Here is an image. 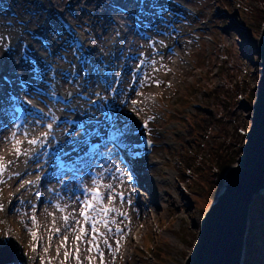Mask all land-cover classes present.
<instances>
[{
	"label": "rangeland",
	"instance_id": "1",
	"mask_svg": "<svg viewBox=\"0 0 264 264\" xmlns=\"http://www.w3.org/2000/svg\"><path fill=\"white\" fill-rule=\"evenodd\" d=\"M6 1L8 9L0 4V78H3L0 79V94H9L16 90L19 92L18 96L24 97L30 90L28 87H20L19 83L20 78L30 75L31 68L21 57L20 44L24 41L34 44L36 52L47 57L53 66L60 69V73H64L67 60L77 59L68 33L62 32L56 21L55 13L63 12L73 23L76 32L83 36L92 59L91 65L96 67L107 63L115 68L113 75H120L122 78L120 91L113 93L110 92L111 85L106 87V100L98 105L108 112V106L113 100L117 104L125 101L127 103L122 106L125 111L131 107L132 100L140 101L141 95H151V104H139L137 120L134 123L136 125L140 120H149L148 131L156 142L152 154L131 164L130 172L125 169L127 165H123L121 170L116 167L121 162L111 152L115 165H109V172L115 175L118 173L125 181L130 174L131 179L142 181L139 188L146 194V209L153 216V221H148L145 227L143 225L138 229L139 234H136V241L129 247L128 256L118 258L115 264H184L199 231V218L211 204L216 187L219 194L226 183L224 175L222 181L220 180L219 172L212 175V149L225 140L229 133L234 134V139L238 138L237 130L245 135L251 124L248 116L252 114L256 97L248 102V93L249 88H257L261 75L260 55L257 50L260 33L253 30L250 33L248 26L244 25L245 20L252 23L245 17V10L250 11L253 7L260 9L263 5L257 0H178L190 6L198 15L189 18L192 22L187 19L176 22L174 25L182 30L178 35L175 29L170 34H164L150 26L138 29L136 14L139 6L136 0ZM151 2L153 0L149 1ZM70 4L73 5L69 6ZM215 10L220 16L216 15ZM150 11L153 9L148 4V12ZM224 30L228 33L225 34ZM36 31H43L48 37L47 41L36 38ZM8 36L18 40L10 51L5 44ZM154 37L164 40L172 48L161 54L153 69L149 70V79L140 86L141 73L136 65L141 62L140 57L143 54L153 53L151 43ZM175 40L177 43H174ZM251 54H254L253 57ZM108 56H111L110 61ZM62 76L60 74L58 82L64 94L68 96L69 93L72 95L76 92L86 96V92L81 94L79 88L71 86L79 78L72 80ZM98 90L95 88L93 98L99 97ZM82 96L76 99L68 96L69 110L65 112V116L80 115L89 126L97 124L96 120L90 119L89 113H95L99 117L100 109L93 107L92 101ZM242 103H247L250 110L247 105L243 108L245 106ZM194 109L199 110L196 112L197 120L198 117L199 120L201 117L206 120L223 117L224 127L219 123H211L208 136L189 134L180 121L185 112L193 114ZM87 111L88 115L85 113ZM167 114L173 117L169 116L168 120ZM204 119L198 122H204ZM129 123H133V120ZM100 126L101 123L94 127ZM60 130L66 133L65 139H69L68 133L73 131L72 128L64 126ZM1 131L4 143L1 144L3 149H0V156L6 147H10L9 123L3 117H0V133ZM102 156H105V161L111 158L105 153ZM188 162L195 163L199 169L195 170L196 165L187 169ZM39 165L34 162L11 168V176L3 182L0 189V205L4 206L0 210V240L10 241L12 237L16 241V245L12 244L11 250L0 256V259L3 264H16L15 260L23 255L26 264H33L34 261L35 264H42V261L43 264H52L50 259L54 256L58 264H81L77 257L74 261L70 259L72 251L76 252V256L77 248L80 249V242L75 239L80 228L77 218L71 223L73 241L67 239L65 243L63 235H55L50 241L47 234L42 235L40 231L36 239L30 234L34 231L30 220L32 212H25L19 207L20 200L27 201L33 208L37 203V196L52 190L53 196L47 197L49 206L46 210L56 220L72 218L66 200L72 198L74 187L67 185L58 188L54 180L40 182L41 175L36 172ZM181 172H185L184 177ZM15 173L20 175H14ZM206 178L212 182H202ZM219 180L221 182L217 184L216 181ZM25 181L32 182L29 193L37 192V195L31 196L21 189L22 193L16 196L18 205L9 209L8 204L15 188L24 185ZM41 186L46 187V190L41 189ZM106 186L108 203L111 200L109 195L115 199L118 194H123L121 185L114 186L107 180ZM39 190L42 194L38 193ZM131 190L133 192V187ZM255 198L258 199L248 210L245 242L253 240L254 235L260 236L263 231L260 223L264 216V193L256 194ZM156 207L160 210H156ZM134 210L139 213L142 209L136 204ZM119 211L123 212V208L120 207ZM52 225L56 227L55 223ZM108 231L113 233L115 229ZM26 235L32 237L31 243H28ZM255 242L259 243V240ZM34 244L35 251L32 248ZM149 246L153 248L150 249ZM66 251L69 253L67 259L64 255ZM157 253L161 255L159 259L156 258ZM6 260H10V263H5ZM253 262L254 253L250 256L248 254L247 264Z\"/></svg>",
	"mask_w": 264,
	"mask_h": 264
},
{
	"label": "bare ground",
	"instance_id": "2",
	"mask_svg": "<svg viewBox=\"0 0 264 264\" xmlns=\"http://www.w3.org/2000/svg\"><path fill=\"white\" fill-rule=\"evenodd\" d=\"M155 4L163 6L164 8V16L162 18L158 19V13L160 12V8L157 7L156 10V14H150V18L146 19V20H142L140 18L139 23L138 24L139 27L141 28H146L149 26H163L165 25L166 22H168L169 24H172V22L174 21V17L176 14L180 13V10L175 9V7L168 2L167 0H155L154 1ZM143 9H146L145 3L143 4ZM184 11V10H183ZM153 15V16H152ZM163 22H160V21ZM176 21V19H175ZM168 27V24H166L165 26H163V29ZM10 41L9 43H14L15 38L14 37H10L9 38ZM156 43V47L155 48H160L163 52L166 50V47L159 41V40H155ZM154 48V49H155ZM21 49L22 52L24 54L25 59L27 60V62L32 66V68H40L42 71H44L46 73V79H47V83H43L42 81L39 80L38 77L33 76V73L31 71V74L29 75V77L26 78H20L19 82L21 84L22 87H25V83L27 84H32L35 85L36 87H33L34 90L35 89H40L39 92L35 93L34 90H30L31 94H30V98L31 101H35V107L33 110H35L36 108H44L46 110H48V106H47V97H44V94L42 92V89L48 85H56L57 84V77L59 72L56 71V69L50 65L48 62H46V60L40 58L38 56V54L35 52L34 48L29 44L28 41L24 42L21 44ZM143 58L142 60L144 61V63L141 66V75H142V79L149 74V69L151 68L152 64H153V56H148L146 54L142 55ZM108 56V61L109 60ZM111 59V58H110ZM91 57L89 58V61L87 62L86 66H82V65H78V62L76 60H72L74 66L72 67L71 70H66V72H68V74L70 76H77L79 77V79L77 81H73L71 83V86L73 88H79V90H81V94H83L84 92H86V96H82L79 93H72V99H76L77 97L81 98V96L84 99H88L89 101H92V105H94V102L96 101V98H93V95L95 93V88H98V94H99V99L101 100V102L105 101V88L107 86L108 83H115L116 80H119L120 77L114 75L112 79V77L110 76V74H112V72L115 71V68L112 67L109 68L108 64H106L105 66L102 67L101 66H96L94 67V65H91ZM103 64V63H102ZM89 65H91V67H89ZM94 67V69L92 68ZM98 67H101L100 70H96L98 69ZM62 74V73H61ZM105 77V78H104ZM115 85V84H114ZM115 90H117V86H114ZM19 89L20 88H16ZM30 89V88H29ZM30 92H26L27 94H29ZM13 95L18 96V93L15 91L12 93ZM64 95V94H63ZM90 96V98H88ZM82 101V100H81ZM138 104L136 105V109L139 108V104L141 105H146V104H151L152 101V97L150 94H144L140 96V101H137ZM258 102V101H257ZM256 102V104H257ZM20 103L19 101L16 102ZM115 104V106L113 107L114 109H121L122 110V106L124 104H117L116 101L113 100L112 105ZM15 105V104H14ZM12 104H5L4 108L0 109V117L2 116L4 120L9 121L10 117L8 114V107L10 106H14ZM58 107H54L51 110H49L48 112L45 113V115H41V114H36V112H32V116L34 117H38L39 119H49L48 117L51 116L54 113H58V115H60L58 118H62V114L64 111H67L68 108L67 106H64L62 108H60V104L57 105ZM133 105L131 104V107L127 108L125 111L122 110L123 114L127 117H129V121L130 120H137L136 114L135 116H133V114L129 111V109H132ZM93 110L96 111V109L94 108ZM99 111H97L98 113ZM88 115V111L85 112ZM34 117L31 119V124H33V127L31 128V134L34 136V138H36L37 136L40 135L38 140H41L43 137V131L44 130H40L41 127V122H37ZM79 118L78 116H69L67 118H64L63 120H65L67 122V125L70 126L68 124V119L69 118ZM84 121V120H83ZM49 124V122H45V126L47 127ZM73 128L75 129L76 125H72ZM102 126H105L104 123H102ZM105 128L103 129H96V132L93 133L92 136H90L89 138H93V137H97V133L99 134V136L103 137V141L105 142L106 136L104 135L103 132ZM30 139H26L23 144L22 147L20 148L21 150L30 153L29 155H20L19 157L16 155V149L17 148H9L6 147L3 150V154L1 156L0 159V163L6 164L8 165L6 171H4L3 175L5 176L8 173V170L10 168H18L30 163H33L34 161L36 162H40L44 159V153L47 150V147H45V145L50 146V149H54V146L56 143L58 142H62V139L57 138L56 136H52L50 133H47V139L43 140L41 143H37L35 145L29 144L28 141ZM4 143L3 140V136H2V131L0 133V149L2 150L3 147L1 146V144ZM26 147H31V151L28 152L25 150ZM65 151H67V148H65ZM38 154V155H36ZM76 153H72L71 156H68L70 158V163L81 166L84 162H86V157L84 155H80V159H75L76 157ZM126 155L123 156V158ZM127 157V156H126ZM109 158V157H108ZM128 158V157H127ZM113 158L111 157L108 161H103L104 163V168H105V176L107 177V180H109L114 186H119L121 185L120 190H123L125 192V196L123 197V199L119 198L118 196L115 199H111L109 204V207L107 208L108 211L107 213H110V217L107 220V224L105 225L103 231H102V235L101 236H97L96 233H93V227H92V221H89L87 223L88 226V232L87 235L89 236L90 241L97 243L100 242V246H99V252L97 251V248H95L94 246H91L92 250L89 251V243L86 241V238L84 236H82V241H80V249H79V260L81 261V264H115V261L120 258V257H126L128 256V252L130 251V246L131 244L136 241V234H139V228L141 226L146 225V223L148 221H153V216L150 214V212L147 211L146 206L148 203V200L146 199V194L139 188L140 186H142V181L138 182V181H134L133 182H129V181H125L122 179V177L117 176L115 174H113L112 172H109L110 170V166L115 165L114 161L112 160ZM97 160L102 161L100 158H98ZM100 161H97V163H91L89 164V168L90 170L93 169L92 172L89 170H86L83 172V176L85 179L88 178V176L92 173H100V166L99 163ZM112 161V163H111ZM11 162V163H9ZM58 164L57 160L54 159H49V161L47 163H45L43 166L39 167L38 169H36V172L41 174L42 176V181L41 182H47V181H52L55 180L59 177L60 173H57V171L55 170L56 166ZM86 165H88L86 163ZM110 165V166H109ZM109 166V167H108ZM119 167H121L120 165H118ZM130 167V165H129ZM127 168V171L130 170V168ZM47 168H51V170L47 171V172H43L44 169ZM96 168V169H95ZM131 172V170H130ZM87 176V177H86ZM132 176V174H131ZM39 181V180H38ZM32 186V184H30L29 186H27L26 188H21L20 186H17L15 188V192L14 194L11 196V203L8 204L9 209L14 208L15 206L18 205L19 201H16V196H19L22 193V190H24V192L30 194L31 196H35L37 195V192H31L29 193L30 187ZM131 187H133V192L131 190ZM22 189V190H21ZM41 189L46 190V187H42ZM228 191V185L227 183L224 184V186L221 188L220 192H219V196L223 197ZM260 193H264V185L259 189ZM39 194H42V192L39 190L38 192ZM150 193L152 194V192L150 191ZM77 194H80L79 192H75L72 195V198L67 199L66 203L68 204V207L70 209V214L72 216L71 219L69 220H65V219H61V220H56L55 217L52 215L51 212L46 210V207L49 206L48 205V196H53V192L52 190L50 191H45L39 198V200H37V202L39 201L38 205H37V209L35 210V213L31 216V217H39V223L35 224L34 227H38V230L42 233V235L47 234V237L49 238L50 241H52L53 236L55 235H63V237H67L68 240H72L73 241V236H74V231H72V227H71V223L76 219L79 218L81 216V213L79 212V202H78V197ZM129 201H131V203H129ZM41 204H43L44 206H42ZM138 204L141 207V211L139 213H137L134 210V206ZM214 206V202H212L210 204V206L204 211V213L202 214V216L199 218V230L201 229V227L203 226V223L205 222L208 214L210 213V211L212 210ZM21 208L24 209V211H30L31 210V205L29 203H27V201L24 200H20V206ZM122 207L123 208V212L119 211V208ZM156 210H160L158 207L155 208ZM55 223L56 227H54L52 224ZM26 226V225H25ZM102 225L98 223V221L95 222V228H100L101 229ZM247 227V217H246V221H245V230ZM121 229L120 233H117L116 231L113 233H109L107 232L108 229ZM95 235V240H93V236ZM26 239L28 241V243L32 242L31 236H27L26 235ZM76 239V237H75ZM74 243V242H73ZM72 243V244H73ZM244 243V240H243ZM110 246V249H109ZM114 248V250H113ZM118 249V253L115 254V251ZM193 249V248H192ZM192 249L190 250L189 254L192 252ZM95 253V254H93ZM100 253H102V257L100 255ZM76 254V252L73 250L71 253V260L74 261V258L77 257L74 256ZM89 254V256H88ZM90 255H93V257H91ZM96 256V257H94ZM189 257V256H188ZM188 257L185 260L184 264H187L188 261ZM243 257H244V244H242V248L240 251V255H239V259H238V263L237 264H243ZM51 262L53 264H58V262L55 260L54 256H51ZM36 262L34 261L33 264H35ZM17 264H26V262H17Z\"/></svg>",
	"mask_w": 264,
	"mask_h": 264
},
{
	"label": "water",
	"instance_id": "3",
	"mask_svg": "<svg viewBox=\"0 0 264 264\" xmlns=\"http://www.w3.org/2000/svg\"><path fill=\"white\" fill-rule=\"evenodd\" d=\"M264 27L258 40L263 66L257 104L236 163L227 176L228 191L218 196L201 227L187 264H237L248 208L264 185Z\"/></svg>",
	"mask_w": 264,
	"mask_h": 264
},
{
	"label": "snow or ice",
	"instance_id": "4",
	"mask_svg": "<svg viewBox=\"0 0 264 264\" xmlns=\"http://www.w3.org/2000/svg\"><path fill=\"white\" fill-rule=\"evenodd\" d=\"M137 6H142L145 3V0H136ZM159 7L160 12L158 13V19L162 18L164 16V8L163 6L155 4L154 0L153 2L149 3V8L155 10V8ZM160 22H163L162 20ZM264 39V38H262ZM144 63L143 60L139 64L136 65L137 68H140L142 64ZM30 70L33 73L34 78L38 77L40 81L43 83H47L46 79V73L42 71L40 68H30ZM3 79V78H0ZM145 81L149 79V76H145L143 78ZM6 82V81H5ZM155 83H159V81H155ZM53 96H55V93H52ZM68 96H71V93L68 94ZM63 99V98H62ZM19 101L22 104H31V101L27 98V94H25L24 97H18L16 95H13L11 93L9 94H0V109L4 108L5 104H16V102ZM70 101L65 100V103H68ZM127 102L121 101V104H126ZM131 104L133 105L132 109H129V111L135 116L136 114V105L138 102L136 100H132ZM100 109L101 116L97 117L95 113H89L91 120H96L97 124L104 123L106 127V132L104 135L107 137V142L114 143L115 147L111 151H119L124 153L129 160L133 157H137L140 155V152L138 151L140 145L137 139V134L139 132V128L135 125L134 121L133 123H129V117L125 116L121 109L117 108L113 111L106 112L104 108L98 104H96ZM35 111H40L38 109H35ZM41 115H45L44 113H41ZM54 118V117H53ZM70 124L76 123L75 121H68ZM147 120H144L140 127L147 128ZM49 129H51L52 125L47 126ZM96 132V129L94 127L88 126L87 123L79 124L73 131H70L68 133L69 139H66L62 142H58L55 144L54 149L52 152H46V156H52L55 158V154L57 151L61 153L62 156H71L72 153H76L75 159H80V154L83 153L85 156L87 155V147L89 144L92 145V147H97L98 145L94 140H90L89 137L93 135V133ZM99 134L97 133V137ZM12 138H15V133L12 134ZM47 139V133L43 134V137L41 140L32 139L29 140L28 143L35 145L37 143H41L43 140ZM104 143V142H102ZM150 143V142H148ZM47 147V145H45ZM65 148H67V151H65ZM30 153H27L20 148L16 149V155L19 157L20 155H29ZM38 155V154H36ZM11 163V162H9ZM67 166V164H65ZM8 165L0 163V182H3V173L6 170ZM14 175H20V173H15ZM131 174L129 175V179H131ZM39 179V177L37 178ZM31 181H25L24 185H21V187H24L27 184H31ZM81 195L84 196V199L80 201L82 208H81V215L83 216V219L86 222H89L92 220V218L89 217L86 210H90L93 208V205L89 202V197L93 199H100L101 194L98 191L89 192L88 190L84 189L81 191ZM121 198L123 199V194H119ZM112 195H109V199H112ZM11 203V201H10ZM131 203V201H129ZM3 205H0V210H3ZM104 211H108V209H105ZM67 219V218H65ZM33 223H35L33 219ZM93 227V233L96 232L95 228V222H92ZM84 228H80L81 235H78L76 237V240L78 242L82 241V236L84 233ZM120 229H117V232H119ZM30 234L33 236L34 239L37 238V234L35 232H30ZM93 240H95V235L93 236ZM67 241V237H65V243ZM92 241H89L90 247L89 251L92 250L91 245ZM10 246V241L8 240H0V256H2L3 252ZM33 251L36 250V245L34 244L32 246ZM110 249V246H109ZM47 251V250H45ZM97 251L99 252V247L97 245ZM79 249L77 248V259H79ZM65 259L69 257V253L65 252ZM102 257V253H100ZM0 264H3L2 259H0ZM43 264V261H42ZM103 264V261H102Z\"/></svg>",
	"mask_w": 264,
	"mask_h": 264
},
{
	"label": "trees",
	"instance_id": "5",
	"mask_svg": "<svg viewBox=\"0 0 264 264\" xmlns=\"http://www.w3.org/2000/svg\"><path fill=\"white\" fill-rule=\"evenodd\" d=\"M260 2L261 5H263V8L261 7L260 9L253 7L250 11L249 10H245L246 15L248 17V20L251 21L252 23H249L247 20H245L244 25H247V29L248 31L251 33V31H255L260 33L261 27L264 23V0H257ZM254 54H251V56L253 57ZM251 57V58H252ZM250 87V86H249ZM253 89V90H252ZM256 96V88H249V93H248V102H252V100L254 99V97ZM242 106H246L247 103H242ZM248 106V105H247ZM246 106V107H247ZM245 108V107H243ZM247 109H249V106L247 107ZM250 110V109H249ZM233 113H235V109H233ZM237 116V115H236ZM250 117V116H248ZM186 118H188V121H182L181 124L182 126L187 130V132L189 134H201L202 136H208V133L210 132L211 128H210V124L211 123H219L221 125V127H224L222 124L223 117H217L214 119H208L206 121H204V123L202 125H200L197 121V114L195 113L194 115H192L191 113H186ZM189 122V123H188ZM226 128H224L225 130ZM238 138H233L234 134L229 133L227 136H225V140L221 141L220 143H218V145L216 147H214V149H212V155H213V159L214 162L211 164L210 169L212 171H214L212 173V175L216 174V171L219 172V176L220 178L223 177L224 172L226 171V169H228L233 163L236 162V159L238 157V155L240 154V147L242 145V142L244 140V135L241 134V131L237 130L236 132ZM235 140V141H234ZM236 148V149H235ZM188 168L191 167H195V163H190L188 162ZM199 168L195 167V170H198ZM182 174H184V172H182ZM202 182L204 183H210L212 182L211 179L209 180V178L203 179ZM220 184V181L217 183ZM218 193V187H216V189L213 191V197L211 199L214 200L216 199ZM258 198H256L257 200ZM261 225V230L262 233L259 237L254 238L253 240L246 242V247H245V256H244V261L243 264H247V257L248 254L250 256V254L254 253V263H258V264H263L264 263V216L263 219L260 223ZM256 239L259 240V243H256ZM150 249H152V247H149ZM159 253H157L156 258L159 259V256L161 257V255H158ZM253 264V263H251Z\"/></svg>",
	"mask_w": 264,
	"mask_h": 264
}]
</instances>
